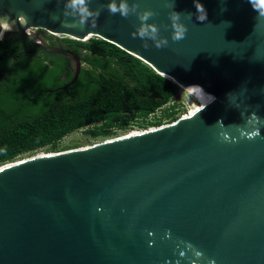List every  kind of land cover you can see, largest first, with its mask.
Returning <instances> with one entry per match:
<instances>
[{
    "label": "water",
    "instance_id": "95a60500",
    "mask_svg": "<svg viewBox=\"0 0 264 264\" xmlns=\"http://www.w3.org/2000/svg\"><path fill=\"white\" fill-rule=\"evenodd\" d=\"M110 2L91 0L81 17L68 0H0V40L70 59L64 90L79 58L31 29L97 38L202 104L109 141L0 165V264H264V18L248 0H138L139 9L125 0L136 10L128 18L111 15ZM146 10L167 47L137 36ZM175 11L187 27L178 42Z\"/></svg>",
    "mask_w": 264,
    "mask_h": 264
},
{
    "label": "trees",
    "instance_id": "16d2710c",
    "mask_svg": "<svg viewBox=\"0 0 264 264\" xmlns=\"http://www.w3.org/2000/svg\"><path fill=\"white\" fill-rule=\"evenodd\" d=\"M49 38L61 40L60 48L80 61L75 81L64 90L72 77L70 59L46 54L21 37L0 40V165L44 149L54 152L72 132L108 137L133 124L158 126L183 112L171 81L114 45Z\"/></svg>",
    "mask_w": 264,
    "mask_h": 264
},
{
    "label": "clouds",
    "instance_id": "9594fccd",
    "mask_svg": "<svg viewBox=\"0 0 264 264\" xmlns=\"http://www.w3.org/2000/svg\"><path fill=\"white\" fill-rule=\"evenodd\" d=\"M91 0H68V7L77 11L81 17H87L90 14ZM248 3L251 5L253 11L258 13L259 18H264V0H248ZM140 5L138 0H136L135 9H139ZM203 8V7H202ZM131 8L125 0H120L119 3L116 0H111L110 3L107 5V10L111 15L119 14L123 18H128L130 15L136 14V10ZM204 10V8H203ZM205 12V10H204ZM186 18L191 19V14H183ZM155 16V13L151 10H146L143 14H138L137 18L140 21L142 27H139L137 30V36L143 41L145 38L151 39L155 42L154 46L157 49L167 47L169 44V40L167 37L159 38V27L157 25L149 24V20ZM181 13L174 12V15L170 16L169 19L171 21V40L174 42H178L183 40L186 36L187 27L181 20ZM200 21H205L207 19L206 12L203 19H201L198 15L197 17ZM67 23V21H65ZM68 26L73 27H85L88 26L83 21L81 22H74L71 21V24ZM135 38V37H134ZM145 49L148 48L147 44H143ZM259 132L253 133V135H258ZM196 255L199 257L202 253L197 252ZM214 264V262H213Z\"/></svg>",
    "mask_w": 264,
    "mask_h": 264
},
{
    "label": "rangeland",
    "instance_id": "374dc122",
    "mask_svg": "<svg viewBox=\"0 0 264 264\" xmlns=\"http://www.w3.org/2000/svg\"><path fill=\"white\" fill-rule=\"evenodd\" d=\"M181 89L182 88H180V87L177 88V94L175 96V100L178 101L179 103H181L182 108H183L182 109L183 112L196 107L197 106V100H196L195 96L192 93H190L188 90H186L184 87L182 90ZM191 94H192V96H194V98L191 96ZM178 114H180V112ZM158 115H160V113ZM152 122H153V120H149V122L146 121L147 124H150ZM139 130H141V127H139V125L133 124V125H131V127H128L125 130L113 131L111 136L96 137L93 139L89 138L86 135V133H84V131L72 132V133L68 134L67 136H65L60 141L59 145L57 146V148L54 152H61V151L69 150V149H76V148L91 146L93 144L109 141V140L130 134L132 132H136ZM48 153H53V152H50V151L44 149V150H40V151H37L34 153L21 155L19 157V159L26 158L29 156H35V155H39V154L44 155V154H48Z\"/></svg>",
    "mask_w": 264,
    "mask_h": 264
},
{
    "label": "flooded vegetation",
    "instance_id": "af4514ba",
    "mask_svg": "<svg viewBox=\"0 0 264 264\" xmlns=\"http://www.w3.org/2000/svg\"><path fill=\"white\" fill-rule=\"evenodd\" d=\"M34 33L37 34V36L39 38H41L43 40V42L48 45V46H51V47H61L63 45L62 41L61 40H58V39H53V38H49L47 39L48 37V34H46L45 32L41 31V30H35Z\"/></svg>",
    "mask_w": 264,
    "mask_h": 264
},
{
    "label": "built area",
    "instance_id": "2783aa9c",
    "mask_svg": "<svg viewBox=\"0 0 264 264\" xmlns=\"http://www.w3.org/2000/svg\"><path fill=\"white\" fill-rule=\"evenodd\" d=\"M31 31H35L34 29H31ZM58 38H61V37H58ZM159 114V111L153 113V114H150L148 117H147V121L149 122V120H154L155 117H157ZM149 127V126H148ZM142 129V128H141Z\"/></svg>",
    "mask_w": 264,
    "mask_h": 264
},
{
    "label": "bare ground",
    "instance_id": "6f19581e",
    "mask_svg": "<svg viewBox=\"0 0 264 264\" xmlns=\"http://www.w3.org/2000/svg\"><path fill=\"white\" fill-rule=\"evenodd\" d=\"M176 86H178V87H180V88L183 89V86H181L180 84H177ZM182 89H181V90H182ZM191 96H192V94H191ZM192 97L194 98V96H192ZM195 98H196V97H195ZM196 100H197V105L202 104L198 98H196ZM194 101H195V100H194ZM195 106H196V105H195ZM44 155H45V154H44Z\"/></svg>",
    "mask_w": 264,
    "mask_h": 264
}]
</instances>
